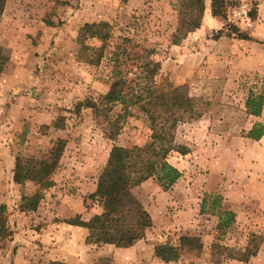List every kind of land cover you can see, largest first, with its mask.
<instances>
[{"label":"rangeland","instance_id":"rangeland-1","mask_svg":"<svg viewBox=\"0 0 264 264\" xmlns=\"http://www.w3.org/2000/svg\"><path fill=\"white\" fill-rule=\"evenodd\" d=\"M210 2L205 0L200 28L173 45L180 20L176 0H6L0 20V89L23 74L38 81L0 118V264L125 263L114 261L113 245L81 240L79 247L78 235L64 226L65 220L79 216L88 221L95 211L101 212L87 197L111 147L142 146L150 136L148 123L133 108L112 141L105 115L111 118L121 106L104 113L90 107L101 108L112 80V54L125 39L133 53L153 50L146 61L157 69L156 83L167 89L185 85L201 115L175 128L176 141L189 148L192 158L162 147L154 159L158 163L166 158L181 168L184 174L177 186L163 191L150 179L132 190L152 218L142 240L150 249L172 247L167 262L151 256L152 264H264V180L261 184L255 179L264 176V152L246 141L245 134L258 121L244 107L248 92L264 83V0H235L226 20L212 15ZM250 12L256 13L253 20ZM227 22L247 39L225 35ZM86 23L107 24L105 43L86 42L102 54L95 66L78 59L76 39ZM218 31L225 34L215 38ZM202 121L206 137L202 126H194ZM260 122L264 124V117ZM2 125L8 128L7 154L14 160L20 156L49 162L58 141H64L55 168L44 178L49 186L27 182L8 187L6 165L2 170ZM218 146L225 168L215 163L209 169L207 161ZM76 168H86L89 174L74 177ZM213 168L216 176L210 178ZM206 195L220 196V209L234 213V222L224 232L218 230L219 213L212 214V198L202 209ZM34 202L36 208L30 209ZM181 237L198 238L201 252L180 247ZM256 248L255 256L239 261Z\"/></svg>","mask_w":264,"mask_h":264},{"label":"trees","instance_id":"trees-1","mask_svg":"<svg viewBox=\"0 0 264 264\" xmlns=\"http://www.w3.org/2000/svg\"><path fill=\"white\" fill-rule=\"evenodd\" d=\"M176 1L180 20L172 35L173 45H179L189 33L200 28L206 9L205 0ZM5 4L6 0H0V20ZM234 5H237L235 0H211L209 7L214 16H221L226 20L227 12ZM255 14L249 13L252 20ZM106 27V23H86L80 29L76 43L79 46L78 59L81 62L94 66L100 62L101 52L86 42L97 40L105 43L109 38ZM224 28L226 34L218 31L215 38L225 34L247 39L239 34L232 23L227 22ZM129 43V39L123 40L122 45L117 46L112 54V80L107 93L101 97V108L95 104L90 107L95 108L98 113H104L121 106L120 112L111 118L105 115L110 125L109 139L112 141L119 134L120 122L133 115V108L137 109L148 123L149 139L142 146L113 145L105 166L97 177L95 191L87 197L90 201L98 203L101 212L93 215L88 221H82L79 216L64 221L67 225L86 229V243L113 245L116 248L131 247L136 241L144 239L145 232L152 227L150 214L132 190L154 179L163 191H168L178 181L181 172L166 158L158 163L154 159L162 147L180 155H187L189 148L178 144L175 128L179 123L192 122L201 117L195 108L194 98L189 95L185 85L167 89L156 83L157 69L146 61L148 56L153 54V50H143V54L139 55L131 52ZM1 72L0 65V74ZM244 107L248 115L261 116L264 108V83L259 90L248 92ZM263 135L264 124L255 123L245 137L259 141ZM63 146L64 141H58L55 150L50 154L52 158L49 162L17 156L14 161L13 182L20 186L27 182L49 186L50 182L44 178L55 168ZM210 198L213 199L210 203L212 214L219 213L218 230L223 231L234 222V213L220 209V196L206 195L202 200V209ZM36 206L37 202H34L30 209H35ZM179 244L189 251L202 250V244L196 237H181ZM257 251V248L253 252L248 251L239 261H248ZM171 252L172 247L168 244L154 247V256L163 262L168 261Z\"/></svg>","mask_w":264,"mask_h":264},{"label":"crops","instance_id":"crops-1","mask_svg":"<svg viewBox=\"0 0 264 264\" xmlns=\"http://www.w3.org/2000/svg\"><path fill=\"white\" fill-rule=\"evenodd\" d=\"M199 31H201V30H199ZM0 78L2 79V72L0 74ZM25 98H23L22 100H19L15 104L11 105V107H16V105H18ZM261 115L262 116H260V117H253V116H250V117L253 119L254 122L258 121V123H261L260 122L261 121V117H264V108H263V111H262ZM204 122L205 121H202L201 123L199 122L197 125H194V126L195 127L202 126V129L200 130V132L204 133V135H202V136L206 137V135L208 133V129L204 127V124H205ZM5 129H8V128H6L4 125H2V170H3L4 165H6V169L8 171V175L7 176H8V179H9V176H10V181H11V185H9V183L7 182L8 183V187H9V186L17 185V184H15L13 182V171H14V161L15 160H14V157H12L10 154H7V146L8 145L6 144L5 141L7 140V137L9 135V131H7L5 133ZM250 129H251V127L248 129V131ZM246 141H248L249 143H256V145L259 147L261 152L262 153L264 152V135L262 136V138L259 141H254V140L248 139V138H246ZM224 147L225 146H223V148ZM218 148H220V149H218ZM220 150H223V149L220 146H218L217 150L212 151L211 155H210L211 151L207 150V155H210L212 160H208L207 161L208 163L206 164V167H208L210 169L211 167H213V165L215 163H217L218 165H220L219 166L220 170H223V168H225V165L223 164V161L220 160V157H219L222 154V152ZM192 154L195 155L194 152ZM183 156L185 158H187V157H191L192 158L190 153H188L187 155H183ZM206 159H207V157H206ZM4 162H6V164ZM172 166H174L177 170H179L181 172V174H184V172H182V170H181V168L179 166H176V165H172ZM88 171L89 170L86 169V168H83V169L82 168H80V169L76 168V170H74V173H75L74 177H77V176L84 177L85 175L89 174ZM208 175H209L210 178H214L216 176V173L214 172V168H213V171L211 170L210 173H208ZM181 177L179 178L180 180H181ZM255 177H256L255 178L256 181L258 179H261L260 183L261 184L263 183V180H264V176L263 175H261V176L255 175ZM179 179H178V182H180ZM94 181L96 182V179H94ZM7 183H6V185H7ZM146 183H148V181L142 183L141 186L145 185ZM175 185L177 186V183ZM17 186H19V185H17ZM80 186H81V184H80ZM95 187H96V184L92 183V188L90 190V193L95 191ZM82 188L84 190L85 186L82 187ZM205 188L208 189V187H205ZM261 189L264 191V186L263 185L261 186ZM2 190H3L2 192H3V196H4V194L7 192V188H5V185L3 184V178H2ZM74 198H77V197H74ZM79 198H80V196H79ZM5 199H7V197ZM75 201H77V200H75ZM81 207L78 206L77 209L81 210L80 209ZM79 210H77V211L75 210L74 213H79ZM95 213L98 214V211H95ZM64 226H65L66 231L74 233V237L76 235H78V238L76 239V244H78V246L81 247V240L84 241L85 237H86V235H85L86 229L81 228V227L71 226V225H64ZM29 237L33 238L32 234H29ZM40 237H42V236H40ZM69 242H70V240H69ZM82 245H85V243H82ZM148 246H150V244H147L144 240H138L129 248H116V247H114L113 248V252H112L113 259H114V261L116 263L123 260L125 262L124 264H146V262H147V264H152L153 261H152L151 256H154V249L153 248L150 249ZM145 251L147 252L146 255L144 253ZM69 259H72V258L69 257ZM155 259H156V257H155Z\"/></svg>","mask_w":264,"mask_h":264},{"label":"water","instance_id":"water-1","mask_svg":"<svg viewBox=\"0 0 264 264\" xmlns=\"http://www.w3.org/2000/svg\"><path fill=\"white\" fill-rule=\"evenodd\" d=\"M37 81L36 77H32L30 74H23L11 86L0 89V118L11 105L21 100L25 96V92L34 87Z\"/></svg>","mask_w":264,"mask_h":264}]
</instances>
